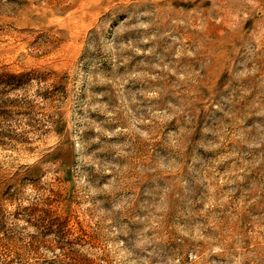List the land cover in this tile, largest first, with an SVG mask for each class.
Listing matches in <instances>:
<instances>
[{"label":"rangeland","instance_id":"rangeland-1","mask_svg":"<svg viewBox=\"0 0 264 264\" xmlns=\"http://www.w3.org/2000/svg\"><path fill=\"white\" fill-rule=\"evenodd\" d=\"M238 8L0 0V264H264V0Z\"/></svg>","mask_w":264,"mask_h":264},{"label":"clouds","instance_id":"clouds-1","mask_svg":"<svg viewBox=\"0 0 264 264\" xmlns=\"http://www.w3.org/2000/svg\"><path fill=\"white\" fill-rule=\"evenodd\" d=\"M258 2H259V0H231L232 4H238L239 5V8L237 9L236 14L240 15V16L243 15L244 11H248V14L251 15L252 11L255 10V7L258 4ZM248 5H252L253 9L249 10L248 7H247ZM139 27L147 28L148 25L141 24V25H139ZM184 55H186L189 58H195L198 55V51H187L186 53H184ZM198 75H199L198 72H193L189 76H186V75L182 74V75L179 76V79L181 81H185V82H189L190 81L191 83H195L196 81L193 79V77L194 76H198ZM153 95H155V94H153ZM222 99H224V97H222ZM170 107H172V106L170 105ZM180 112H181V109L177 108L176 109V113L179 114ZM262 114H264V113H262ZM254 146L255 147H259V144H256ZM144 264H148V262L144 261Z\"/></svg>","mask_w":264,"mask_h":264}]
</instances>
